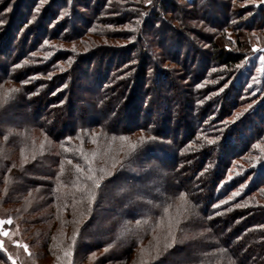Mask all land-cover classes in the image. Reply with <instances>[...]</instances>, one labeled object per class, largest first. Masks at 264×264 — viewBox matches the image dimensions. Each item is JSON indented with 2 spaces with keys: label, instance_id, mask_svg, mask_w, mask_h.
<instances>
[{
  "label": "trees",
  "instance_id": "trees-1",
  "mask_svg": "<svg viewBox=\"0 0 264 264\" xmlns=\"http://www.w3.org/2000/svg\"><path fill=\"white\" fill-rule=\"evenodd\" d=\"M253 45L264 48L259 0H0V219H12L0 264H132L173 218L175 243L160 238L143 264H264ZM89 164L113 175L85 220Z\"/></svg>",
  "mask_w": 264,
  "mask_h": 264
},
{
  "label": "snow or ice",
  "instance_id": "snow-or-ice-1",
  "mask_svg": "<svg viewBox=\"0 0 264 264\" xmlns=\"http://www.w3.org/2000/svg\"><path fill=\"white\" fill-rule=\"evenodd\" d=\"M151 2H152V0H144L145 4H149ZM259 2L264 4V0H259ZM38 10L39 9H37V11ZM141 15H143V13H141ZM249 15H251V13H249ZM137 23H139V21H137ZM229 39H231V37H229ZM252 51L253 52L264 51V49H257L254 46ZM33 55H35V53H33ZM246 59H247V57H246ZM260 59H261L262 62H264V55H262L260 57ZM25 63H27V62H25ZM17 67H19V66H17ZM237 67H240V65H237ZM221 90H223V89H221ZM19 91H20V89H18V88H12V89L7 90V92L4 94V97H3V103H7L10 99H12V95L14 93H18ZM249 107H251V105H249ZM9 131L12 132L13 130L10 129ZM45 139H47V137H45ZM68 139H71V138L69 137ZM121 139L122 140H126L127 138L126 137H121ZM139 139H140V143L143 144L146 141H151V140H153L155 138L152 137V136H148V137L141 136ZM92 142L95 143L96 141L93 140ZM208 143L211 144V143H213V141L209 140ZM61 147H63V145H61ZM130 147L132 149H135L136 145L135 144H131ZM257 147H258V145H257ZM42 148H43V144H41V149ZM67 150L68 149L65 148V151H67ZM80 151L82 152V149ZM93 156H95V153H93ZM83 158L87 162V157L85 156ZM33 159H35V156L33 157ZM68 163L71 164L72 161L69 160ZM120 167L121 168L124 167V164L121 163ZM112 168L113 169L116 168V164L115 163L112 165ZM75 169H76L77 172H81V173H83L85 171L83 168H81V166L79 164L75 165ZM62 171H63V165H61V172ZM99 172H100V175H97L96 174V170H94L89 164V167L87 168V175L85 177V180L89 181L91 186H88V184H85L80 189V191L83 192V196H82V199H81L80 203L83 205L84 202H86V207H82L81 209H79V215L85 220L88 218V214H90L93 211V202L97 198V190L102 188V182L105 180L106 177H110V176L113 175V171L107 170L105 168H100ZM53 191L54 192H59V189L58 188L57 189H53ZM233 195H238V193H234ZM183 198H184V194H181V199H183ZM167 211H168V209L165 208V212L166 213H167ZM147 222H148L147 220L143 221V223H147ZM11 223H12V219L10 217L7 220L0 219V229H2L3 225L11 224ZM77 223H82V220L77 221ZM141 223H142V221H139V220L136 222L137 226H139ZM128 231H129L128 227L125 226L123 228V230L121 231L120 236H118V239L121 236H123L125 233H127ZM77 232H78V230L76 232H74L73 235H72V240L74 242L77 239ZM0 235L8 236V232L0 230ZM168 236L171 237V240L170 241H166V243L164 245L165 249L171 248L173 246V244L175 243V239H176L175 233L173 231H171V224H169ZM14 243H17L20 247H22L26 253L28 252V246L27 245L19 244L18 241H15ZM108 247L110 248L111 245H109ZM0 250H3V242L2 241H0ZM105 251H108V248H106ZM141 251L143 252V249ZM64 255H65V257H70L71 256V252L70 251H65ZM157 255H159V249L158 248H157ZM8 259L12 260V264H16L15 260H13L11 255L8 256Z\"/></svg>",
  "mask_w": 264,
  "mask_h": 264
},
{
  "label": "rangeland",
  "instance_id": "rangeland-1",
  "mask_svg": "<svg viewBox=\"0 0 264 264\" xmlns=\"http://www.w3.org/2000/svg\"><path fill=\"white\" fill-rule=\"evenodd\" d=\"M256 47V45H253V47ZM257 48V47H256ZM258 49V48H257ZM264 49V48H262ZM257 52V51H256ZM261 53V55L259 56H262L264 55V51H258V54ZM3 57V56H2ZM261 60V59H260ZM35 78V75H31V78ZM30 80H34V79H30ZM6 88V87H5ZM77 90V89H76ZM44 115L41 117V120H44L46 122H51V119L53 117H55V115L57 114L55 109H49V111L47 110H42L41 111ZM76 113L78 112L77 110L75 111ZM74 112V115L76 114ZM88 114H90V112H88ZM68 115V114H67ZM69 119V118H68ZM110 148V147H109ZM109 195V192L107 193ZM176 217V216H175ZM173 220V221H172ZM170 220L171 222H169V224H171V231L174 230V225H175V220L174 218ZM174 222V223H173ZM169 224L167 225V227L165 228V231H167V233H161V232H155V237H151V239H149L148 241H143L140 245V248L138 249L136 255L134 256L135 259L132 261V264H143V262L145 261H154L156 260V258L158 256L157 255V248L159 249L162 245H163V242H161L160 240L165 237V235H168V232H169ZM5 226L6 225H3L2 226V231H7L8 234L9 231L7 229H5ZM2 237H6V236H3L1 235ZM161 238V239H160ZM143 249V252L141 251ZM155 252V253H154ZM156 256V257H155ZM133 257V258H134ZM161 257V255L159 256ZM17 264V263H16ZM47 264H51V263H47ZM60 264V263H58ZM71 264V263H70Z\"/></svg>",
  "mask_w": 264,
  "mask_h": 264
}]
</instances>
